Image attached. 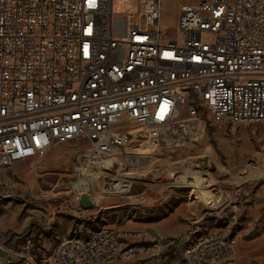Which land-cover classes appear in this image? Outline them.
Instances as JSON below:
<instances>
[{
    "label": "built area",
    "instance_id": "2783aa9c",
    "mask_svg": "<svg viewBox=\"0 0 264 264\" xmlns=\"http://www.w3.org/2000/svg\"><path fill=\"white\" fill-rule=\"evenodd\" d=\"M163 3L0 0V167L67 144L71 181H103L143 167L146 142L182 146L210 120L264 123V0L182 3L172 34ZM146 234L62 238L49 264H115L144 252L126 239ZM184 264H237V241L193 229Z\"/></svg>",
    "mask_w": 264,
    "mask_h": 264
},
{
    "label": "rangeland",
    "instance_id": "374dc122",
    "mask_svg": "<svg viewBox=\"0 0 264 264\" xmlns=\"http://www.w3.org/2000/svg\"><path fill=\"white\" fill-rule=\"evenodd\" d=\"M140 1L113 0L114 11L142 9ZM200 1L164 0L163 28L172 34L180 5ZM146 144L143 167L103 181L93 178L84 189L71 185V145L58 144L45 155L0 167V264H49L62 238H87L101 228L139 231L174 212L186 215L192 230H220L235 238L237 264H264V123L210 120L182 146ZM206 156L215 168L204 163ZM191 171L203 175L207 186L178 183ZM128 179L132 183L125 189L122 181ZM111 180L117 189L108 192ZM82 192L95 197L94 209L79 207ZM190 237L182 235L180 247ZM126 243L145 245L133 237Z\"/></svg>",
    "mask_w": 264,
    "mask_h": 264
},
{
    "label": "crops",
    "instance_id": "0c3cea01",
    "mask_svg": "<svg viewBox=\"0 0 264 264\" xmlns=\"http://www.w3.org/2000/svg\"><path fill=\"white\" fill-rule=\"evenodd\" d=\"M197 3V2H195ZM193 3V4H195ZM147 234L140 239L146 250L130 259L120 260L115 264H184V248L179 245V238L191 234L187 216L174 212L156 223L139 229Z\"/></svg>",
    "mask_w": 264,
    "mask_h": 264
},
{
    "label": "bare ground",
    "instance_id": "6f19581e",
    "mask_svg": "<svg viewBox=\"0 0 264 264\" xmlns=\"http://www.w3.org/2000/svg\"><path fill=\"white\" fill-rule=\"evenodd\" d=\"M146 143H148V142H146ZM146 143H144V144H142L140 147H139V151L141 152V153H145V151H144V149H148V144H146ZM153 144V143H152ZM151 144V145H152ZM150 148H151V146H150ZM149 148V149H150ZM152 148H154V147H152ZM243 149H244V147H243ZM149 151V150H148ZM151 151V150H150ZM146 154V153H145ZM123 175V174H122ZM126 175H129V176H131L130 177V179L132 178V174H130V173H127ZM130 179H128V180H125V181H122V184H123V186L122 187H124L125 189H127L128 187H129V185L132 183V180H130ZM95 180V179H94ZM108 180H110V179H108ZM91 180H90V178L89 179H87V178H85V177H80L78 180H75V181H71V185H72V187H74V188H76V189H84V188H86V187H88L90 184H91ZM178 183H185V184H187V185H189V186H196V185H200L201 186V188H204V187H206L207 186V183L204 181V177H203V175H201V174H199V173H197V172H193V171H191V172H189V173H187V175L184 177V179H183V181H180V182H178ZM117 184H115V182L114 181H110V182H108L107 183V186H108V189L106 190V191H108V192H113V191H116L115 190V186H116ZM200 186H198V187H200ZM117 189V188H116ZM101 193H103L102 191H101ZM96 201V200H95Z\"/></svg>",
    "mask_w": 264,
    "mask_h": 264
},
{
    "label": "water",
    "instance_id": "95a60500",
    "mask_svg": "<svg viewBox=\"0 0 264 264\" xmlns=\"http://www.w3.org/2000/svg\"><path fill=\"white\" fill-rule=\"evenodd\" d=\"M203 160L205 164H209L211 168H215V164L209 156L204 157ZM149 178H151V175H149ZM1 197L2 195L0 194ZM78 205L84 210L94 209L96 207L95 197L89 192H82L78 197Z\"/></svg>",
    "mask_w": 264,
    "mask_h": 264
}]
</instances>
